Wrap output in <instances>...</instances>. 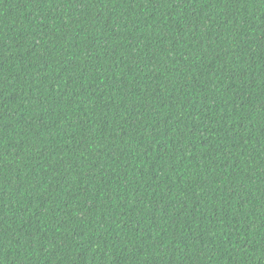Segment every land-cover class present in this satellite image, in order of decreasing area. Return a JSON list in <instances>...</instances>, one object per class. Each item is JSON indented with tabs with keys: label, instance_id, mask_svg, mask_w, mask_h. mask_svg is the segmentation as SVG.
<instances>
[{
	"label": "trees",
	"instance_id": "16d2710c",
	"mask_svg": "<svg viewBox=\"0 0 264 264\" xmlns=\"http://www.w3.org/2000/svg\"><path fill=\"white\" fill-rule=\"evenodd\" d=\"M0 264H264V0H0Z\"/></svg>",
	"mask_w": 264,
	"mask_h": 264
}]
</instances>
